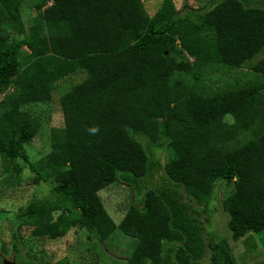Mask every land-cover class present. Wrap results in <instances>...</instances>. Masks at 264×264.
<instances>
[{
  "label": "trees",
  "instance_id": "trees-1",
  "mask_svg": "<svg viewBox=\"0 0 264 264\" xmlns=\"http://www.w3.org/2000/svg\"><path fill=\"white\" fill-rule=\"evenodd\" d=\"M24 2L0 0V96L15 89L0 100V190L23 160L52 194L17 217L16 264H31L23 232L58 240L72 229L92 251L117 231L135 239L127 264H240L205 224L224 190L232 239L264 234V0L185 13L164 0L154 16L144 0H42L29 27ZM68 78L64 126L31 162L43 123L25 109ZM119 182L136 198L117 224L100 192Z\"/></svg>",
  "mask_w": 264,
  "mask_h": 264
},
{
  "label": "rangeland",
  "instance_id": "rangeland-1",
  "mask_svg": "<svg viewBox=\"0 0 264 264\" xmlns=\"http://www.w3.org/2000/svg\"><path fill=\"white\" fill-rule=\"evenodd\" d=\"M164 0H144L145 7L151 16H154L161 7ZM42 0H25L23 19L29 27L35 17V6ZM176 8L181 13L190 9H206L209 7V0H174ZM245 70H236L233 75H244ZM217 74L216 77H220ZM70 78L58 84V92L54 94L53 100L46 104L34 105L26 108L33 115H37L42 120V130L40 135L26 146L29 161L37 162L50 151V134L52 128H62L64 126L63 113L60 105L61 91L66 88ZM80 77L72 78L73 82H78ZM15 89L9 88L7 94L1 95L2 100L6 95L14 94ZM22 166V173L15 174L9 182L5 183L0 190V264L4 261L7 264H16L22 260L16 258L11 251L12 231L17 217L23 214L31 204L41 205L51 198V186L41 183H32L34 174L29 170L26 161L19 160ZM164 173L156 176L154 184L161 182ZM3 171L0 167V179ZM225 191L217 193V200L214 204L215 211L212 213L211 226L205 224L207 232L217 234L220 238L229 241L234 249L237 260L240 264H264V234L254 235L253 242H235L227 228L228 215L222 209L221 201ZM102 201L113 220L120 224L124 219L128 207L135 202L136 193L127 185L117 183L100 192ZM48 203V202H47ZM204 219V216L202 217ZM114 240H109L92 251V241L85 231L72 229L65 237L58 240L48 238L36 239L31 236V232H23V252L26 259L31 264L43 261L46 264H127L135 249V239L116 232ZM96 252V253H95Z\"/></svg>",
  "mask_w": 264,
  "mask_h": 264
},
{
  "label": "clouds",
  "instance_id": "clouds-1",
  "mask_svg": "<svg viewBox=\"0 0 264 264\" xmlns=\"http://www.w3.org/2000/svg\"><path fill=\"white\" fill-rule=\"evenodd\" d=\"M91 131H92V132H96V131H97V129L93 128V129H91Z\"/></svg>",
  "mask_w": 264,
  "mask_h": 264
},
{
  "label": "flooded vegetation",
  "instance_id": "flooded-vegetation-1",
  "mask_svg": "<svg viewBox=\"0 0 264 264\" xmlns=\"http://www.w3.org/2000/svg\"><path fill=\"white\" fill-rule=\"evenodd\" d=\"M2 264H7L5 261Z\"/></svg>",
  "mask_w": 264,
  "mask_h": 264
}]
</instances>
